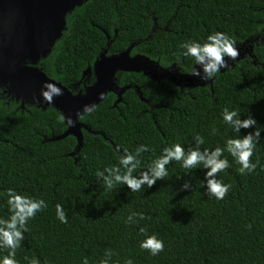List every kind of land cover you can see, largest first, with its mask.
<instances>
[{
    "label": "trees",
    "instance_id": "trees-1",
    "mask_svg": "<svg viewBox=\"0 0 264 264\" xmlns=\"http://www.w3.org/2000/svg\"><path fill=\"white\" fill-rule=\"evenodd\" d=\"M65 22L61 38L38 67L72 93L93 83V76L82 74L102 50L115 54L130 44L132 55L188 74L194 61L180 57L179 45L186 40L203 43L207 35L221 31L237 47L249 43L255 63L246 56L218 73L211 85L182 90L142 74L118 73V85L131 89L116 107L109 93L93 113L79 117L93 133L82 131L74 156L69 154L75 138L48 141L66 129L57 111L27 105L21 109L0 90V218L8 216V188L48 204L28 223L16 249L19 264H28L25 257L41 264H82L84 259L98 264L105 252L112 253L110 264L127 259L133 264H264V141L254 150L258 166L252 174L239 173V165L224 153L231 167L217 176L231 188L219 201L203 195L202 166L189 171L172 161L166 177L138 192L122 184L108 190L96 176L98 170L118 166L114 145L129 151L139 144L150 146L134 175L163 147L192 145L197 134L205 141L201 149L223 147L226 138L238 135L221 119L225 107L235 109L241 119L250 113L264 125V31L257 32L264 25V0H90ZM185 180L191 190L181 189ZM57 203L67 224L56 218ZM133 212L146 218L126 226L124 220ZM140 227L164 241L157 256L139 247L144 239ZM6 254L7 249H0V256Z\"/></svg>",
    "mask_w": 264,
    "mask_h": 264
},
{
    "label": "clouds",
    "instance_id": "clouds-1",
    "mask_svg": "<svg viewBox=\"0 0 264 264\" xmlns=\"http://www.w3.org/2000/svg\"><path fill=\"white\" fill-rule=\"evenodd\" d=\"M264 31V25H259L257 32ZM182 50L180 57H191L194 66L190 70L192 77L200 81L209 82L213 80L221 70H228L229 60H235L239 51L236 41L226 33L215 31L207 35L203 43L197 40H186L179 45ZM178 57V59H180ZM41 92L44 101L51 103L53 97L62 94V90L56 84L45 83ZM82 112L93 113L95 105H83ZM66 125L73 126L71 117L64 118ZM221 119L227 124L234 133L238 135L235 138L228 137L224 141L223 147L203 148V136L197 134L193 137L194 144L183 146L180 143H172L161 149L158 157L149 162L144 170L134 175L137 168L141 167V154L151 151L149 145L139 144L133 151L127 148H121L120 145H114V151L118 154V166L105 167L102 171L98 170L96 176L99 177L106 189L111 190L116 185H124L131 192H138L142 186L150 188L156 181L163 179L168 175V166L170 162L176 161L186 170L196 169L202 166L204 169L201 187L204 189L203 195L213 197L217 201L223 200L228 194L231 185L224 183L218 178L217 173L224 172L231 167L229 159L224 155L227 152L233 161L239 165L237 171L241 174H252L258 166V160H254V150L264 141L261 133L264 132V125L258 124L257 120L249 113L243 119L241 115L233 109L227 107L221 111ZM241 134V130H247ZM216 129L211 130L212 135ZM264 167V166H262ZM182 190H191V183L185 180L181 185ZM7 200V218H0V249H7V254L0 256V264H19L15 258L16 249L21 247L25 239V233L28 232V223L37 213L47 209L48 204L43 198H35L24 194L13 188L5 190ZM55 215L61 224L68 223V217L63 206L59 203L55 205ZM146 217L142 212H133L125 220V225H135ZM246 227H251L247 225ZM139 232L144 235V239L139 242V247L147 250L149 255L155 257L164 250V241L158 238L157 234H147L144 227H140ZM111 252H105L104 258L100 259L98 264H110ZM28 264H41L40 260L33 257H25ZM82 264H88L87 259ZM124 264H133L131 259L125 260Z\"/></svg>",
    "mask_w": 264,
    "mask_h": 264
},
{
    "label": "water",
    "instance_id": "water-1",
    "mask_svg": "<svg viewBox=\"0 0 264 264\" xmlns=\"http://www.w3.org/2000/svg\"><path fill=\"white\" fill-rule=\"evenodd\" d=\"M88 1L90 0H0V90L19 103L21 109L25 105L41 110L53 108L61 117H71L73 126H67L65 119H62L65 131L48 140L58 141L67 136L75 138L76 146L69 156H74L80 149L82 131L93 133L79 121V117L86 114L81 111L83 105L97 106L112 93L115 96L113 107H116L126 90L131 89L128 85H118V73L142 74L153 82L166 81L180 90L204 87L212 82L200 81L190 73L182 74L174 66L163 68L144 55H131L134 44L115 54H107L106 49L102 50L92 66L87 67L82 74V78L93 76V83L83 85V89L76 93L49 78L38 67L39 61L50 54L61 38L66 16ZM106 38L109 39L108 36ZM237 48L239 55L235 60L228 61L230 66L246 56L255 63L253 48L249 43ZM45 83L56 84L62 90V94L53 97L50 104L41 96ZM134 90L143 101L139 91Z\"/></svg>",
    "mask_w": 264,
    "mask_h": 264
},
{
    "label": "flooded vegetation",
    "instance_id": "flooded-vegetation-1",
    "mask_svg": "<svg viewBox=\"0 0 264 264\" xmlns=\"http://www.w3.org/2000/svg\"><path fill=\"white\" fill-rule=\"evenodd\" d=\"M132 55V54H131ZM135 55V54H134ZM154 61H156L157 63H158V61L157 60H154ZM159 64V63H158ZM160 65V64H159ZM171 66H174V65H171ZM162 67V66H161ZM170 67V66H169ZM163 68H167V67H163ZM176 69V68H175ZM86 77H89V76H86ZM15 102V101H14ZM15 103H17V102H15Z\"/></svg>",
    "mask_w": 264,
    "mask_h": 264
}]
</instances>
